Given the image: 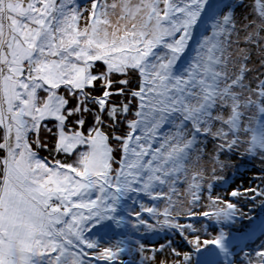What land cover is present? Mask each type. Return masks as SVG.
Masks as SVG:
<instances>
[{"label": "snow or ice", "instance_id": "snow-or-ice-1", "mask_svg": "<svg viewBox=\"0 0 264 264\" xmlns=\"http://www.w3.org/2000/svg\"><path fill=\"white\" fill-rule=\"evenodd\" d=\"M209 146L264 164V0H0V264H264Z\"/></svg>", "mask_w": 264, "mask_h": 264}, {"label": "rangeland", "instance_id": "rangeland-1", "mask_svg": "<svg viewBox=\"0 0 264 264\" xmlns=\"http://www.w3.org/2000/svg\"><path fill=\"white\" fill-rule=\"evenodd\" d=\"M241 151L243 152V149ZM238 158L239 157H234L233 159H235L236 161V159ZM257 160L258 162L256 161V158L250 159L245 156L241 160L240 163L242 164L244 163L245 165L250 164L251 168H247V167L241 168L240 174H238L239 169L238 167H235L236 163H234V161H231L230 167L225 168L222 171L218 169L216 172L217 176H223L227 182L229 181V178L232 177L233 179L231 178L232 181L230 183H225L224 181L221 182L223 183L222 185H225V188L223 189L222 192L220 190L219 192H216V190H214L213 188L211 189V191H209L208 184L211 183L214 187V183L217 181V180L211 179V170L214 165H213V161L211 158V146H209L208 157L207 159L202 161V167L206 169L207 171L205 173L203 187L200 192L201 199L199 201V206L196 208V211L202 212V211L212 210V200L210 199V197L212 199H215L216 197H220L221 199H225V200H234V198L228 195V192L232 188H235V187L248 188L250 186L264 188V164L260 162L259 158ZM229 170H230V173H229ZM253 181H255L254 184H253ZM186 189H187V185H184V187L180 189V192L182 194L181 199L183 200V204L179 205L185 211H187L188 208L190 207V201L192 199L191 195L187 192ZM262 199H264V197L257 198L255 201H251L249 199H240L239 206L242 208V210L246 214L255 217L256 220L264 219V206L261 205ZM156 204L158 205L161 211L166 207V202L164 201H157ZM219 206H221V204L216 205V207H219ZM180 219L183 220L184 222H187L186 216L180 217ZM197 219L200 221V224L198 225V227L207 229L206 231H201L200 233H197V234L201 236L202 240L203 239H208V240L213 239L217 233L219 226L215 225L214 229H212L209 226L210 220H208L207 218H203V217L201 218L198 217ZM249 223H250L249 220L243 219L235 227L232 228V231L233 232L244 231L248 227ZM168 235L175 242L176 246H178L184 251L190 250L191 246L188 245L181 237H179L178 235H176L175 233L171 231L168 232ZM163 239H164V235L161 234L159 237L156 238V240L152 239L148 241V243L155 244L158 242V240H163ZM209 247L211 248V246Z\"/></svg>", "mask_w": 264, "mask_h": 264}, {"label": "trees", "instance_id": "trees-1", "mask_svg": "<svg viewBox=\"0 0 264 264\" xmlns=\"http://www.w3.org/2000/svg\"><path fill=\"white\" fill-rule=\"evenodd\" d=\"M42 155H47V153H42ZM231 161H234V163H236V166L235 167H238V169H239V167L242 165V163H240L241 162V160L240 159H236V161H235V159H232ZM238 163V164H237ZM229 173H230V170H229ZM227 177V176H226ZM232 178V177H231ZM230 179V178H229ZM222 181H216L215 183H214V187H213V189L214 190H216V192H219V190L220 189H222V184L223 183H221ZM230 181H228V182H226V183H229ZM224 207V205H222L221 204V206H219V208H223ZM199 218H201V217H199ZM211 222V221H210ZM209 222V226H210V228H212L213 229V225L215 226L216 224L214 223V222H211L210 223ZM154 240H156V239H154ZM152 242V241H151Z\"/></svg>", "mask_w": 264, "mask_h": 264}]
</instances>
